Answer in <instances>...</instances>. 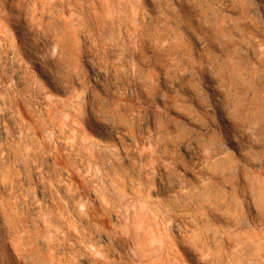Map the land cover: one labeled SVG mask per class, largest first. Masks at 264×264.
I'll return each mask as SVG.
<instances>
[{
    "label": "rangeland",
    "instance_id": "374dc122",
    "mask_svg": "<svg viewBox=\"0 0 264 264\" xmlns=\"http://www.w3.org/2000/svg\"><path fill=\"white\" fill-rule=\"evenodd\" d=\"M0 264H264V0H0Z\"/></svg>",
    "mask_w": 264,
    "mask_h": 264
}]
</instances>
